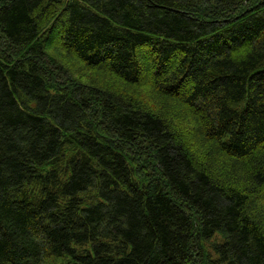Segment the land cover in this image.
Wrapping results in <instances>:
<instances>
[{"label": "trees", "instance_id": "1", "mask_svg": "<svg viewBox=\"0 0 264 264\" xmlns=\"http://www.w3.org/2000/svg\"><path fill=\"white\" fill-rule=\"evenodd\" d=\"M0 264H264V0H0Z\"/></svg>", "mask_w": 264, "mask_h": 264}, {"label": "rangeland", "instance_id": "2", "mask_svg": "<svg viewBox=\"0 0 264 264\" xmlns=\"http://www.w3.org/2000/svg\"><path fill=\"white\" fill-rule=\"evenodd\" d=\"M219 242H222V237H221V236L216 237L214 240L210 241V242L207 243V245H206L207 249H208L209 252H210V257H211V259H212V258H215V259H216L215 255H214V253H213V252H214V251H213V246H214L216 243H219Z\"/></svg>", "mask_w": 264, "mask_h": 264}]
</instances>
